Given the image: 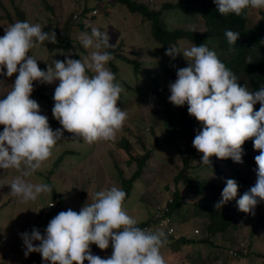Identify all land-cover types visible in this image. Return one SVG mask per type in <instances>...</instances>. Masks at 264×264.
<instances>
[{
  "label": "rangeland",
  "instance_id": "rangeland-1",
  "mask_svg": "<svg viewBox=\"0 0 264 264\" xmlns=\"http://www.w3.org/2000/svg\"><path fill=\"white\" fill-rule=\"evenodd\" d=\"M135 1L149 2L151 7L161 9L165 3H177L179 0ZM259 1L264 4V0L254 2L249 15L250 24L261 20L258 9H264V5L260 6ZM80 6L87 8L85 16H82ZM17 8L26 13L30 34L39 40L30 49L29 59L33 63L30 71L42 64L48 68L44 78L35 86H45V92L60 94L58 100L50 104L42 100L28 104L22 102L18 113L39 128L70 109L72 103L79 101V104L72 112L77 120L64 117L69 126L68 133L61 123L52 125L53 132L48 128L38 129L40 142L33 153L28 151L29 143L23 147L24 138L33 131L31 126L14 120L5 129L10 112L0 109V264H80L86 256H94L107 247L101 264L113 256L123 264H262V260L253 254L249 257L239 254H264V234L252 235L258 216L255 208L264 207V199L259 193V188L264 185L262 175L246 166L243 174L247 180L233 181L231 176L236 169L228 163L224 166L231 172L225 170L222 176L202 169L205 165L194 171L199 180L214 177L220 185H234L232 193L225 187L207 191L208 196H213L211 206L220 201L230 206L242 197L240 189L253 193L248 203L254 210L253 216H236L213 237H209L206 231L211 212L208 213L207 209L200 214L193 207L194 202L205 203L206 200L201 197L194 200L183 184L175 186L173 181L182 169L183 148L197 140L209 143L210 137L206 134L208 130L202 133L199 123H196L185 132L176 133L171 144L165 143L172 129L163 123L166 116L162 100L158 101L159 92L164 88V82L173 76L175 82L187 90L203 94L199 96L200 100L194 98L200 105L207 103L209 92L202 86L209 77L203 72L205 61L200 51L183 42L171 50L161 47L151 34L150 22L142 23V17L131 13L119 0H0V76L2 94L9 99H13L25 83L19 78L18 70L24 64L21 48L26 43V33L17 19ZM91 16H96L95 20L90 21ZM179 18L175 10H165L160 22L171 29L205 30L199 16H185L181 23H178ZM68 23L73 32L72 46L67 50L58 48L51 53L48 45L55 28L60 26L58 31L64 36ZM82 24L85 29L80 27ZM90 29L101 30L112 47L122 46L126 56L143 63L150 77L144 73L137 74L133 64L120 58L114 61L117 66L114 73L108 53L103 51L99 38ZM56 72L63 79L51 77ZM113 77L122 91L121 105L113 95ZM124 81L127 83L124 84ZM137 88L143 94L140 99ZM153 100L159 102L157 110L161 117L152 106ZM233 104L231 99V109ZM200 105L191 113L193 120L202 112ZM228 116L229 113L225 114L224 119ZM152 126L154 132L150 130ZM124 138L136 154L144 153L143 142L148 150L155 148L158 142L161 146L155 149V156L130 197L110 212L109 220L101 221L100 218L119 197L120 184L115 163L120 166L124 178H129L135 170V165L127 166L128 156L118 147ZM218 141H224L223 130ZM64 153L67 154L63 161L51 174L54 163ZM223 153L228 155V149H223ZM214 155L213 150L205 147L197 151L200 159ZM175 190H179L183 200L178 215L174 219L170 217L172 226L169 223L151 225L147 231L156 234V237L147 235L146 230L137 237H130L129 231L121 224H137L152 214L162 212ZM168 225L175 228L174 236L159 242L164 227ZM80 229L83 234L93 231L86 237L72 238L59 248L45 249L50 243ZM94 234H107L108 238L99 243ZM184 236L197 242L181 245L178 241ZM207 237L211 239L210 243L200 242ZM41 238L47 240L41 242ZM35 254L36 260H32Z\"/></svg>",
  "mask_w": 264,
  "mask_h": 264
},
{
  "label": "trees",
  "instance_id": "trees-1",
  "mask_svg": "<svg viewBox=\"0 0 264 264\" xmlns=\"http://www.w3.org/2000/svg\"><path fill=\"white\" fill-rule=\"evenodd\" d=\"M119 2L126 5L131 13L139 14L142 17V23L150 22L151 34L161 47L171 50L173 46L179 45L180 42L188 43L192 45L193 49L200 51V54L203 56L205 61L203 72L207 74L209 80L202 87L206 92H209V101L207 103L202 102L200 105V102L195 101L194 98L200 100L199 96L201 97L203 94L187 90L182 84L175 82L173 76L167 82H164V88L159 92L158 101L162 100L164 106L163 114H165L166 120L163 123L172 129L171 134L166 137L165 143L171 144L173 142V136L176 133L185 132V130L190 129L196 123H199L202 133L204 132L205 134L208 130L206 134L210 137L209 143L197 140V142H193L190 145L187 144L183 148L181 152L182 169L174 176L173 181L175 186L183 184L187 189V194L193 197L194 200L196 197H201L206 200L205 203L194 202L193 207L200 214L205 213L207 209L209 210L208 213L211 212V221L207 225L206 231L210 235L209 237H213L235 220L236 216H240V218L246 214L253 216L254 210L248 206L251 200L250 198H252L251 194L253 193L246 189H240L239 192L242 197L239 200L241 204L237 200L228 206L225 201H220L215 206H211L213 196L210 194L208 196L207 191L221 190L225 187L232 193L234 191L232 188L234 185H220L217 182V178L215 179L214 177H210V179L209 177H202L199 180L198 175L194 171L205 165L202 169L222 176L225 174L223 171H230L229 168L224 166L228 163L230 167L233 166L236 169L235 174L231 176L233 181L239 179L243 181L247 180L243 174V169L246 166H249L250 170H255L260 176L262 175L264 177V9H258L261 17L260 22L250 24L249 15L256 0H179L177 3H165L161 9L151 7L152 4L149 2L144 3L135 0H119ZM259 2L257 3L260 6L264 5L261 1ZM79 8L81 9L82 16L88 13L87 8L81 6ZM171 9L178 13L180 17L178 23L183 22L185 16H199L204 23L205 30L203 32H193L182 28L171 29L166 25L164 26L160 22V17L164 16L165 10ZM16 16L26 33V43L21 48L24 64L18 70L19 78L25 83L20 86L14 98L9 99L2 94V78L0 76V109L10 112L5 129L10 127L14 120L23 121L31 126L33 131L29 137L24 138L23 147H27L29 143L28 151L33 153L40 142L37 135L38 129L48 128L53 132L52 125L61 123L64 124L65 131L67 133L69 132V126L64 121V117L68 116L70 120H77L72 112L76 109L75 107H77L79 101L72 103L70 109L64 110L60 116L54 120L45 122L39 128L34 127V122H28L18 113V107L22 102L28 104L42 100L46 101V104H50L56 102L60 94L58 92H45V86L38 88L35 86L39 80L44 78L43 74L47 72L48 68L42 64L30 71L33 64L29 59L30 49L39 40L33 38L30 34V24L27 22L26 13L22 9L17 8ZM95 17L91 16L90 21L95 20ZM68 26L69 23L65 29L63 28L65 31H63L65 33L64 36L60 30L58 31L60 26L55 28L56 32H54L53 38L48 45V50L51 53H54L58 48L67 50L72 46L74 41L72 38L73 32L70 31ZM80 27L82 29L86 28L84 24L80 25ZM91 31L99 38L103 51L108 53L110 67L114 73L117 70L114 61L116 58H120L129 64H133L137 74L144 73L143 75L149 76L148 70L142 65L143 63L138 59H132L126 56L122 52V46L112 47L108 38L102 34L101 30ZM80 61L82 63V59ZM39 69L42 72L39 73ZM87 72L90 73V70L88 69ZM51 75H53L51 76L53 78L63 79L60 73L56 72ZM45 80L49 79L45 78ZM126 83L124 81V84ZM112 85L113 95L117 103L121 105L123 102L122 94L114 77ZM137 91L140 93L139 88H137ZM141 94H138V99L142 97L143 94ZM231 99L234 103L232 109L230 108ZM151 103H153L154 110L156 112L158 111L160 114L159 117H161L162 114L157 110L159 106L157 104L159 102L157 103L156 100H153ZM198 105L201 106L202 112L193 120L191 113ZM227 113H229V116L227 119H224ZM176 128L178 131L180 129L181 132H177ZM150 130L154 132V127L152 126ZM221 130H223V142L218 141ZM137 139L139 140L140 137ZM141 146L144 153L136 154L127 139L124 138L118 143V147L123 149L128 156L126 160L127 166L135 165V170L129 178H124L123 171L115 163L120 184L119 197L116 203L109 206L106 214L100 218L101 221L109 220L110 212L113 209H118L130 197L134 186L140 183L146 168L149 167L150 160L155 156V149L161 146V143L158 142L152 150L146 148L145 142ZM201 147L213 150L215 152L214 157L198 158L197 151ZM226 148L228 149V155L226 154L225 156L223 149ZM66 154L61 155L54 163V170H51V174L53 171L55 172V169L63 161V157ZM49 185L53 188L52 184L49 183ZM259 190V193L264 199V185ZM181 200H183V197L181 198L179 190H175L173 198L166 203V207L162 212L159 211L154 215L152 214L145 221L137 224L123 222L121 225L126 227L130 237H137V235L144 233L143 230L147 231L151 225L159 224L155 220L157 214L161 213L174 219V216L178 215V210L182 208ZM58 202L60 205L61 200L59 199ZM258 207L255 208L258 216L255 218V226H253L254 230L252 231L253 236L260 232L264 234V207ZM180 221L185 222V220ZM169 225L172 226L171 223ZM169 225L164 227L159 242L172 239L174 236L175 232L172 234L168 232ZM92 229L94 230L95 227ZM38 231L41 234L40 228ZM92 231H88V233ZM88 233L83 234L82 229L70 232L63 239H58L56 242L50 243L45 249L59 248L61 245H65L70 239L86 237ZM145 233L147 235L150 234V237H156L154 233L148 231ZM94 235L99 243L108 238L107 234ZM46 240L41 238V242H45ZM210 240L207 237L201 239L200 242L210 243ZM178 242L181 245H187L197 241L184 236ZM108 248L99 250V252L96 251L97 253L94 256H86L85 261L80 264H101L102 254ZM235 254L237 255L238 252L235 251ZM239 254L247 257L253 254L261 259L262 264H264V254L256 252ZM35 257L36 254L31 259L36 260ZM42 264H48V262H42ZM105 264L123 263L113 256L108 258Z\"/></svg>",
  "mask_w": 264,
  "mask_h": 264
},
{
  "label": "built area",
  "instance_id": "built-area-1",
  "mask_svg": "<svg viewBox=\"0 0 264 264\" xmlns=\"http://www.w3.org/2000/svg\"><path fill=\"white\" fill-rule=\"evenodd\" d=\"M52 206H54V204L52 203L51 204ZM164 217V218H163ZM161 216V213L160 214H157L155 216V220L158 221L159 225L162 226V225H165V224H168L170 223L171 219L170 217H167V216ZM158 225V224H157ZM174 232L173 228H170L169 229V233L172 234Z\"/></svg>",
  "mask_w": 264,
  "mask_h": 264
}]
</instances>
